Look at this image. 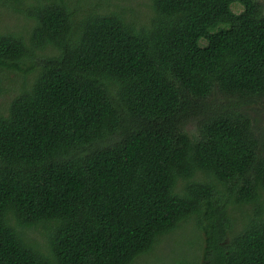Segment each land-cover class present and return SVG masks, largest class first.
<instances>
[{"label": "trees", "instance_id": "trees-1", "mask_svg": "<svg viewBox=\"0 0 264 264\" xmlns=\"http://www.w3.org/2000/svg\"><path fill=\"white\" fill-rule=\"evenodd\" d=\"M1 1L0 93L35 75L0 112V264H134L193 218L187 264H264V2Z\"/></svg>", "mask_w": 264, "mask_h": 264}, {"label": "rangeland", "instance_id": "rangeland-1", "mask_svg": "<svg viewBox=\"0 0 264 264\" xmlns=\"http://www.w3.org/2000/svg\"><path fill=\"white\" fill-rule=\"evenodd\" d=\"M114 4L125 5L128 8L135 9L136 15H143L146 18V14L150 13L149 8L144 5V2L147 0H111ZM264 2V0H261ZM111 6L110 8H114ZM236 11L241 10V6H234ZM17 14L20 16L17 17ZM12 13L0 0V19H1V28L9 30H19L21 24L23 23L21 19V14L18 12ZM16 15V16H15ZM35 73H31L27 78L22 74L17 72H12L8 79L4 80L2 83L3 91L0 93V112L6 113L7 108L10 106V102L14 97L19 93L21 87L26 85H31L34 80ZM255 112L262 113L261 117L264 118V101H261L257 104H253ZM264 121L261 123V125ZM189 128L194 130L196 128V121L193 120L189 124ZM198 223L196 218L191 219L179 230L176 236L170 241H162L159 244H156L154 249L145 255L137 258L134 264H187L195 260L196 254L199 253L200 245L196 243V237L200 239L201 236L205 238L206 244V235L202 231H199L196 227ZM43 235H38V240L45 242L46 237ZM201 253V252H200ZM199 264H203L202 261Z\"/></svg>", "mask_w": 264, "mask_h": 264}]
</instances>
